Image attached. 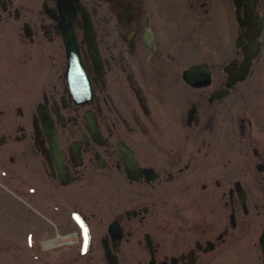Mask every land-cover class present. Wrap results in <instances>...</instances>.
<instances>
[{"label":"flooded vegetation","instance_id":"af4514ba","mask_svg":"<svg viewBox=\"0 0 264 264\" xmlns=\"http://www.w3.org/2000/svg\"><path fill=\"white\" fill-rule=\"evenodd\" d=\"M12 21L34 77L4 88L0 185L34 189L71 229L52 238L85 227L102 264L103 245L113 264H264V0H2Z\"/></svg>","mask_w":264,"mask_h":264},{"label":"rangeland","instance_id":"374dc122","mask_svg":"<svg viewBox=\"0 0 264 264\" xmlns=\"http://www.w3.org/2000/svg\"><path fill=\"white\" fill-rule=\"evenodd\" d=\"M27 4L34 6V2ZM10 27L13 32L16 30L17 38L21 21L0 22V107L6 108L19 103V96H10L4 88L16 83L19 77H34V55L31 58L30 51L16 42ZM45 61L39 55V70ZM188 63H184V68ZM39 70L38 77H46L45 71ZM21 98L22 104L29 105V98ZM58 230L71 229L56 227L52 215L34 197L32 187L7 182L0 185V264H102L100 239H77L74 243L44 248L43 242L49 240L46 238Z\"/></svg>","mask_w":264,"mask_h":264},{"label":"water","instance_id":"95a60500","mask_svg":"<svg viewBox=\"0 0 264 264\" xmlns=\"http://www.w3.org/2000/svg\"><path fill=\"white\" fill-rule=\"evenodd\" d=\"M68 57H69V77H81L82 74H80V72L78 71V69L76 68V63H77V59L74 56L73 52H72V47L70 45H68ZM196 69H189L187 71L184 72V77H192L193 73L195 72ZM199 71V69H198ZM127 163V162H126ZM105 249V247H104ZM105 253H106V260L109 264H112L113 261L110 257L109 252L105 249Z\"/></svg>","mask_w":264,"mask_h":264},{"label":"bare ground","instance_id":"6f19581e","mask_svg":"<svg viewBox=\"0 0 264 264\" xmlns=\"http://www.w3.org/2000/svg\"><path fill=\"white\" fill-rule=\"evenodd\" d=\"M60 237V236H59ZM68 237L66 238H54V239H49V240H45L43 242V246L44 248H52L53 246L62 244L65 240H67ZM71 239H69L68 241L70 242ZM74 240V239H73ZM68 242V243H69Z\"/></svg>","mask_w":264,"mask_h":264},{"label":"snow or ice","instance_id":"6c2138e0","mask_svg":"<svg viewBox=\"0 0 264 264\" xmlns=\"http://www.w3.org/2000/svg\"><path fill=\"white\" fill-rule=\"evenodd\" d=\"M85 239H87L86 234H85Z\"/></svg>","mask_w":264,"mask_h":264}]
</instances>
